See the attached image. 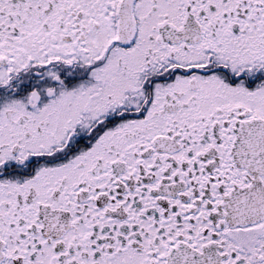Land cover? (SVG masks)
<instances>
[{
    "label": "flooded vegetation",
    "instance_id": "af4514ba",
    "mask_svg": "<svg viewBox=\"0 0 264 264\" xmlns=\"http://www.w3.org/2000/svg\"><path fill=\"white\" fill-rule=\"evenodd\" d=\"M0 264H264V0H0Z\"/></svg>",
    "mask_w": 264,
    "mask_h": 264
}]
</instances>
